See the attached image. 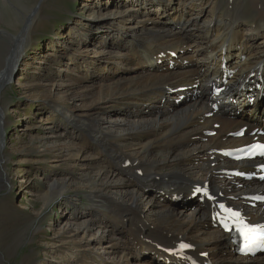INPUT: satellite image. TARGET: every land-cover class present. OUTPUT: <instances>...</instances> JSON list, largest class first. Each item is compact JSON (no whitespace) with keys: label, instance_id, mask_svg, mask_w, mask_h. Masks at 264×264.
I'll return each instance as SVG.
<instances>
[{"label":"bare ground","instance_id":"6f19581e","mask_svg":"<svg viewBox=\"0 0 264 264\" xmlns=\"http://www.w3.org/2000/svg\"><path fill=\"white\" fill-rule=\"evenodd\" d=\"M104 6V14L89 18L84 34L87 39L79 40L78 45L88 47L97 42L116 48L117 54L109 49L106 55L95 59L82 55L77 61L72 55V66L79 74L66 71L64 78H59L61 83L52 79L56 96L44 95L53 106L52 118L61 113L76 128V134L71 138L66 132L65 142L57 134L56 140L45 141L38 152L67 163L90 160L99 173L88 174L86 183L76 184L87 189L91 206H79L71 212L67 224L55 229L56 236L50 239L51 247H56L53 256L64 260L56 264H168L169 257L177 264L178 260L186 263L189 255L215 264H264V257L245 258L236 253L229 237L211 219L216 208L213 202L201 203L191 197L196 186L208 183L217 200L234 196L233 203L247 216L264 220V205L251 208L244 198L264 189V182L238 181L225 172L239 164L251 167L252 161L234 163L218 153L251 139L248 134L235 138L229 135L231 131L244 124L250 123L252 129L254 124L264 123V97L249 105L242 89L250 86L253 71L264 78V48L256 44L260 37L264 43V0H109ZM154 10L161 16V24L153 18L154 24L148 26L150 18L143 16ZM209 11L210 25L202 26L200 20ZM166 16L170 17L169 25L162 24ZM249 17L254 20L252 25L247 23ZM31 19L29 26L18 27L17 34L0 29L10 47L0 71V92L9 87L24 63L26 39L39 24L38 19ZM188 50L190 56H186ZM175 53L178 58L173 57ZM224 57L234 75L220 98V109L208 116L215 99L208 84L222 75ZM170 61L175 67H170ZM98 72L103 82L96 86ZM181 94L187 97L177 103ZM239 109L243 111L233 118L231 114ZM105 115L114 118L111 126L106 125ZM7 123L1 106L2 146L6 145ZM214 123H219L218 132L209 136ZM5 152L0 151V183L8 186L12 180ZM156 153L164 154V159ZM70 184L67 177L50 180V192L41 195L44 204ZM144 196L147 204L157 209L155 215L141 209ZM177 196L193 210L191 214L189 210L184 217L173 201ZM22 235L24 231L18 239ZM185 240L194 244L188 257L176 258L177 253L168 256L169 249H176ZM11 250L9 247L6 253ZM3 253L0 264L5 261ZM25 261L37 264L38 258L27 255Z\"/></svg>","mask_w":264,"mask_h":264},{"label":"rangeland","instance_id":"374dc122","mask_svg":"<svg viewBox=\"0 0 264 264\" xmlns=\"http://www.w3.org/2000/svg\"><path fill=\"white\" fill-rule=\"evenodd\" d=\"M39 1L42 0H0V29L6 28L11 33L17 34L20 32L18 27L29 26L31 18L39 20L37 32H32L33 34L31 33L26 39V50L23 53L24 63L20 70L13 75L8 89L0 92V109L1 106H4V114L8 116L7 141L5 140V146L0 145V151H6L8 175L12 180V185L4 186L3 183H0V252L6 253L9 247L12 249L6 254L3 253L4 264H26L27 255L37 257V264H56L57 261L62 260H58L59 258L51 253L56 250V247H51L54 245H51L50 239L56 236L55 229L58 230L67 224L71 212H75L79 206H83V208L91 206V197H86L85 194L87 189H79L76 184L86 183L88 174L93 176L99 173H97L95 164L90 160L82 162L78 160L75 164L72 163L73 161L67 163V161H59L53 155L45 156L38 152V150H43L42 145L45 141L56 140L57 134L60 137L63 136L61 139L59 138V140H63L62 142H65L66 132L72 134L71 138L76 134V128L68 120H65L61 113L57 112L59 115L55 119L52 118L53 106L44 95L47 93L55 95L57 92L55 86H52V79L61 83L62 80L59 78H64L66 71H71L70 74H79L77 69L72 66V55L77 61L82 55L91 59L98 58L106 55L109 49L114 50V55L118 52L116 48L102 46L97 42L88 47L84 44L78 45L79 40L85 39L84 41H86L87 39V35L84 34L88 31L91 23L89 18L95 14H104L106 12L104 5L109 0H43L45 5L42 6L39 5ZM209 15L210 11L207 16H204L206 20L204 17L201 18L202 26L210 25ZM146 17L150 18V22H148L149 20L146 22L148 26L154 24L151 22L153 18H155V23L161 24L159 22L162 18L158 15V10H154L148 16L147 14L143 16V18ZM169 18L167 16L162 24L169 25L167 24L170 21ZM28 20L30 21L28 22ZM247 23L252 25L254 20L249 17ZM143 31V34L147 35V32ZM262 41L263 38L260 37L256 44L264 48ZM81 50L84 52H79ZM9 51V39L0 32V71ZM101 51L105 54H102ZM191 53L187 52L186 56H190ZM60 54L63 56L59 61ZM96 79V83H94L96 86L103 82L100 72L96 73ZM66 81L67 78L65 83ZM75 104H79V101H76ZM104 119L106 125L111 126L114 118L105 115ZM163 155L158 153L157 158L164 159ZM103 164L106 165L105 162ZM169 169L170 167L166 170ZM54 177L55 179L67 177L71 184L69 189L62 188V194L56 195V193L54 200H50L49 204L45 205L41 195L50 192V180ZM150 193L153 194V191ZM146 198L144 196L141 209L147 215H155L156 208L147 204ZM175 203L178 209L184 212V217L189 214L191 209L183 204V200H178ZM51 223H54V226H51ZM37 227H41V229L33 233ZM22 231H24V235L18 239V235ZM16 238L18 242L14 243ZM46 243L49 245L47 246ZM58 254H63V251ZM62 261L64 262V260Z\"/></svg>","mask_w":264,"mask_h":264},{"label":"snow or ice","instance_id":"6c2138e0","mask_svg":"<svg viewBox=\"0 0 264 264\" xmlns=\"http://www.w3.org/2000/svg\"><path fill=\"white\" fill-rule=\"evenodd\" d=\"M259 147L264 149V145ZM234 215L238 216L239 214L237 213ZM225 227L227 228V224ZM240 230L244 234L246 242L255 240L264 241V225L249 226L247 224H243Z\"/></svg>","mask_w":264,"mask_h":264}]
</instances>
